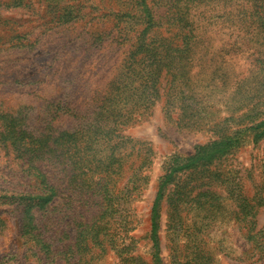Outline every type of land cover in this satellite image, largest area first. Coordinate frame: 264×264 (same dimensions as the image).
I'll use <instances>...</instances> for the list:
<instances>
[{
    "label": "rangeland",
    "instance_id": "rangeland-1",
    "mask_svg": "<svg viewBox=\"0 0 264 264\" xmlns=\"http://www.w3.org/2000/svg\"><path fill=\"white\" fill-rule=\"evenodd\" d=\"M263 121L264 0H0V264H264Z\"/></svg>",
    "mask_w": 264,
    "mask_h": 264
},
{
    "label": "trees",
    "instance_id": "trees-1",
    "mask_svg": "<svg viewBox=\"0 0 264 264\" xmlns=\"http://www.w3.org/2000/svg\"><path fill=\"white\" fill-rule=\"evenodd\" d=\"M187 42H189V41H187ZM186 46H187V44L182 43V46H181V47L177 45L175 48H176V49L181 48V50H184V49H186ZM262 124H264V121H263L262 123H260L259 125H262ZM263 132H264V131H263ZM184 164H185V163H184ZM180 167H181V166H180ZM181 168H183V167H181ZM173 170H174V169H172V171H173ZM172 171H171L170 173L166 174V176H165L164 179L162 180V185H164L166 182H168V181L170 180V177L172 176ZM48 186H49V190H48V192H51V191L53 190V188H54V185H53V184H48ZM162 196H163V193L161 192V190H159V194H158V197H157L156 202H157ZM45 197H46L47 200L51 198V196H50L49 193L46 194ZM156 206H157V203H155V207L153 208V215H152V217H151V220H152V223H151V226H152V234H153L154 237H156V236H155V232H156V228H157V217H156V216H157V208H156Z\"/></svg>",
    "mask_w": 264,
    "mask_h": 264
}]
</instances>
